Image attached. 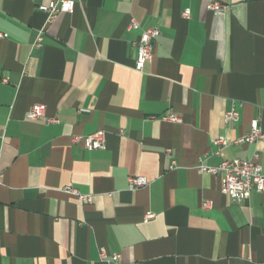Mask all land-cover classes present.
I'll use <instances>...</instances> for the list:
<instances>
[{"label":"crops","instance_id":"obj_1","mask_svg":"<svg viewBox=\"0 0 264 264\" xmlns=\"http://www.w3.org/2000/svg\"><path fill=\"white\" fill-rule=\"evenodd\" d=\"M49 1L0 0V264H264V191L237 203L198 170L257 153L264 175V138L233 143L264 133V0H74L46 23ZM98 130L103 150L72 142Z\"/></svg>","mask_w":264,"mask_h":264},{"label":"built area","instance_id":"obj_2","mask_svg":"<svg viewBox=\"0 0 264 264\" xmlns=\"http://www.w3.org/2000/svg\"><path fill=\"white\" fill-rule=\"evenodd\" d=\"M74 0H50L46 4L39 6V10L46 14V23L52 22L56 15L61 12H70L74 8ZM206 8L213 14L217 15L220 11L226 9V6L216 0H208ZM182 15L185 18L189 17V10H184ZM130 28H138L135 20L129 24ZM158 35V29L155 27L144 28L136 42L137 55L134 63V69L140 72L146 61L150 60L153 52L154 38ZM6 37V34L0 32V38ZM41 36L37 37L40 42ZM6 81V80H4ZM45 116V107L42 104L32 106L25 114L29 120H36ZM162 120L169 122H181V118L175 114H167L161 117ZM224 120L226 122H236L238 114L235 110L231 109L224 113ZM50 121H53L50 119ZM264 138V133L261 131L257 120H252L249 123L248 130L241 136L234 140V144H250L259 139ZM74 144L81 142L85 149H99L105 148L104 132L98 130L86 135H78L72 137ZM214 146L213 154L223 157V149L228 145V141L224 136H218L212 142ZM200 172L209 174H221V192L227 195L232 201L241 203L245 201L250 192L254 189L258 192L264 191V175L262 174L261 164L257 153H253L248 159L233 158L222 160L216 166H206L200 164L198 167ZM128 188L134 190L146 186L148 180L143 176H129ZM64 191L75 195L81 202H90L91 195L81 194L76 189L65 187ZM209 202H203L204 208L209 207ZM153 217L152 213H146L144 221ZM118 255H114L112 260H117Z\"/></svg>","mask_w":264,"mask_h":264}]
</instances>
